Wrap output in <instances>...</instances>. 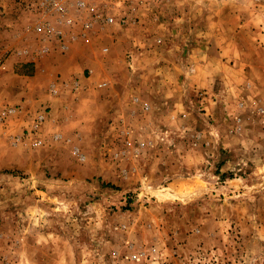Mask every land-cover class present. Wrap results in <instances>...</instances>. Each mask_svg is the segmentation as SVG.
Instances as JSON below:
<instances>
[{
	"label": "rangeland",
	"instance_id": "rangeland-1",
	"mask_svg": "<svg viewBox=\"0 0 264 264\" xmlns=\"http://www.w3.org/2000/svg\"><path fill=\"white\" fill-rule=\"evenodd\" d=\"M115 12L66 115L2 108L0 264H264V0Z\"/></svg>",
	"mask_w": 264,
	"mask_h": 264
},
{
	"label": "crops",
	"instance_id": "crops-1",
	"mask_svg": "<svg viewBox=\"0 0 264 264\" xmlns=\"http://www.w3.org/2000/svg\"><path fill=\"white\" fill-rule=\"evenodd\" d=\"M2 3L0 0V7ZM6 3L7 17L0 14V31L7 33V39L0 43V109L5 105H20L23 110L21 118L26 122L34 110L42 103H47L53 112L52 119L56 121L58 112H61V109L65 111L66 102L62 96L69 93V89H65L59 79L65 77L64 80H69L67 78L75 74L82 77L86 73L89 75L84 76L85 79L90 78L93 68H96L98 63L96 54L93 51L82 53L79 48L87 41L97 44V40L100 41L103 36H107L110 26L105 28L96 26L88 39L78 36L71 39L68 35L67 49L60 52L59 49H55V41H43L40 37L42 35L35 32L36 18L26 6L27 9H20L13 0H7ZM58 28L65 32L70 30L68 26L59 25ZM78 32L79 24L73 27L71 34ZM109 34L112 33L109 31ZM108 37L110 40L107 38L106 41L113 43V37ZM42 46L47 48L45 52L40 51ZM103 48H107V53L109 47ZM103 48H100V53L98 51L99 56L101 53L104 54ZM63 62L67 69L61 70L59 64ZM59 69L63 71L60 77ZM51 85H55L56 94L50 92ZM65 113L62 115H66Z\"/></svg>",
	"mask_w": 264,
	"mask_h": 264
},
{
	"label": "built area",
	"instance_id": "built-area-1",
	"mask_svg": "<svg viewBox=\"0 0 264 264\" xmlns=\"http://www.w3.org/2000/svg\"><path fill=\"white\" fill-rule=\"evenodd\" d=\"M126 2L127 0H36L29 2L26 7L36 18L35 32L42 35L40 37L43 41H55V49L64 52L68 45V41L66 42L68 35H70L71 39L77 36L88 39L96 26L105 28L113 25L116 20L119 21V24L124 25L132 20V17L125 18L123 16L120 20L117 18L119 14L115 10H117L119 5ZM134 10L136 8L131 7V11L133 12ZM77 24H79V32L71 34L73 27ZM59 25L68 26L70 30L65 32L58 28ZM46 50L47 48L42 46L40 51L45 52ZM102 50L106 52L107 48ZM61 85L65 87L67 83L61 82ZM79 88L78 82L72 83L73 90L77 91ZM50 92L56 94L55 85H51ZM16 110V108L0 110V123L4 121L7 115L13 114ZM44 120V114L37 115L32 125L33 130H37ZM59 137V135H54V139ZM23 140L21 136H15L12 141L18 144L22 143ZM33 144L40 146L42 140L36 139ZM75 153L81 156L78 149H75Z\"/></svg>",
	"mask_w": 264,
	"mask_h": 264
}]
</instances>
